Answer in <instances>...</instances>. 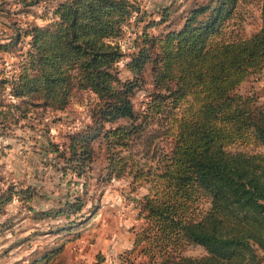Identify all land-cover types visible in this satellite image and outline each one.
I'll list each match as a JSON object with an SVG mask.
<instances>
[{"label":"trees","instance_id":"1","mask_svg":"<svg viewBox=\"0 0 264 264\" xmlns=\"http://www.w3.org/2000/svg\"><path fill=\"white\" fill-rule=\"evenodd\" d=\"M244 1H195L180 27L163 34L144 30L128 55L113 39L139 11L131 0H64L51 21L31 22L0 42L5 51L22 35L30 37L19 71L3 80H9L16 101L0 99L1 108L25 116L32 106L62 109L80 90L94 94L91 122L69 133L63 149L54 144L66 168L85 175L98 140L105 179L129 174L150 180L141 201L144 223L126 252L136 251L141 264H264V104L238 90L264 68V0H257L258 29L249 35L225 29ZM169 14L170 7H163L160 18L146 26ZM125 55L132 77L122 78L118 61ZM148 66L152 87L145 106L136 109L132 95ZM160 137L170 138L169 149L157 153L154 148L155 164L145 167L134 146L149 149ZM233 143L253 147L232 149ZM34 190L1 181L0 214L14 198L29 201ZM85 195L86 190L78 191L36 216L70 217L86 205ZM77 216L80 221L57 230H72L87 218ZM191 244L203 252L187 254ZM63 249L52 245L27 264H58Z\"/></svg>","mask_w":264,"mask_h":264},{"label":"rangeland","instance_id":"2","mask_svg":"<svg viewBox=\"0 0 264 264\" xmlns=\"http://www.w3.org/2000/svg\"><path fill=\"white\" fill-rule=\"evenodd\" d=\"M64 0H0V42L8 36L27 29L29 23L40 25L54 19V9ZM139 6L130 19L123 24L120 35L114 37L128 55L137 48L135 44L145 30L150 34H163L181 26L184 14L191 3L207 0H131ZM170 7L167 20L152 25L150 19H159L161 9ZM237 12L227 20L226 34L249 35L261 23L257 0L239 3ZM30 37L22 35L10 49L0 50V99L16 101L10 94L9 80L20 69L24 52L29 48ZM128 56L118 61L122 78L132 77L126 67ZM151 85L150 67L145 71V81L132 95L136 109L145 106ZM238 90L253 93L258 102L264 104V68L251 74L241 83ZM94 94L80 90L66 107H30L25 116L16 110L0 106V182L8 181L19 185L34 186V196L29 201L14 198L0 214V264H27L29 259L52 245L63 244L58 255V264H141L143 258L136 251L126 254L135 237V232L144 223L141 216L143 194L151 186L147 178H135L123 174L105 179L104 147L94 140L95 155L85 175L78 176L66 161L54 150V144L63 149L69 141V133L81 129L91 122V102ZM5 115V117H4ZM1 119H4L1 121ZM157 132V131H156ZM170 138H156L151 147L137 144V158L146 167L154 165L157 153L169 149ZM232 149H250L252 145L233 143ZM149 177V176H148ZM84 183V184H83ZM86 190L87 203L83 209L70 217L46 215L38 218L37 211L61 205L76 192ZM207 201L201 200L205 208ZM95 206L92 211L88 208ZM84 215L85 222L75 224L72 230L57 228L76 221ZM83 217V216H82ZM187 254H200V245H188ZM126 256V258H125ZM56 259V260H57Z\"/></svg>","mask_w":264,"mask_h":264},{"label":"crops","instance_id":"3","mask_svg":"<svg viewBox=\"0 0 264 264\" xmlns=\"http://www.w3.org/2000/svg\"><path fill=\"white\" fill-rule=\"evenodd\" d=\"M132 244H133V242H132ZM132 246V245H131Z\"/></svg>","mask_w":264,"mask_h":264}]
</instances>
